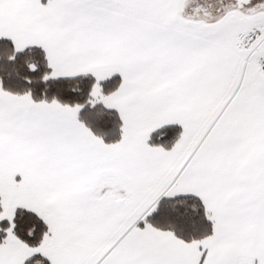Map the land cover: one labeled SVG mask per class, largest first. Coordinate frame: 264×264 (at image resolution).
Returning a JSON list of instances; mask_svg holds the SVG:
<instances>
[{"label":"snow or ice","instance_id":"snow-or-ice-1","mask_svg":"<svg viewBox=\"0 0 264 264\" xmlns=\"http://www.w3.org/2000/svg\"><path fill=\"white\" fill-rule=\"evenodd\" d=\"M0 264H264V0H0Z\"/></svg>","mask_w":264,"mask_h":264}]
</instances>
